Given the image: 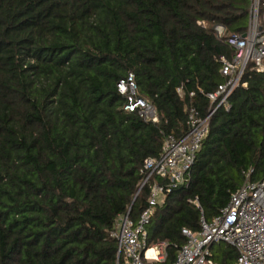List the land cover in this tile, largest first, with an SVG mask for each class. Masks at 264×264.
I'll list each match as a JSON object with an SVG mask.
<instances>
[{"label":"trees","instance_id":"obj_1","mask_svg":"<svg viewBox=\"0 0 264 264\" xmlns=\"http://www.w3.org/2000/svg\"><path fill=\"white\" fill-rule=\"evenodd\" d=\"M250 7L0 0V264H123L111 232L131 205L133 219L148 206L143 162L160 154L166 134L186 133V107L209 113L205 93L223 82L219 58L234 55L213 25L243 34ZM129 73L159 122L124 109L117 83ZM242 81L230 108L211 116L190 183L173 188L151 216L148 242L167 243L161 264L186 242L182 228L198 230L202 216H216L248 173L264 180V72L250 63ZM214 258L234 264L237 252L227 245Z\"/></svg>","mask_w":264,"mask_h":264},{"label":"built area","instance_id":"obj_2","mask_svg":"<svg viewBox=\"0 0 264 264\" xmlns=\"http://www.w3.org/2000/svg\"><path fill=\"white\" fill-rule=\"evenodd\" d=\"M199 23L207 26L204 21ZM213 29L219 39L234 49V55L219 58L223 82L214 91L201 90L210 100L209 113L202 115L194 105L186 107V133L182 136L166 134L160 154L144 160L140 169L144 178L139 190L149 184L148 206L137 219H133L129 211L119 215L111 232L118 241L117 256H123V264H161L165 261L167 243L148 242L147 226L156 206L164 203L173 188L190 183L192 167L209 133L210 118L219 107L228 110L233 91L240 85H247L242 77L248 65L252 63L256 71L264 72V0H251L245 33L226 35L222 24H214ZM117 87L125 96V110L137 111L146 121L159 122L160 114L155 105L139 96L133 73L122 78ZM177 91L183 95L181 87ZM182 234L186 242L170 264H219L211 247L222 242L236 249L234 264H264V180L252 181L248 173L216 216L209 221L202 216L200 229L183 227Z\"/></svg>","mask_w":264,"mask_h":264},{"label":"rangeland","instance_id":"obj_3","mask_svg":"<svg viewBox=\"0 0 264 264\" xmlns=\"http://www.w3.org/2000/svg\"><path fill=\"white\" fill-rule=\"evenodd\" d=\"M227 245H228V244H226V243H224V242H222V243H215V244L212 245L211 249H212L213 253H215V251H216L217 249L224 248V247H226Z\"/></svg>","mask_w":264,"mask_h":264},{"label":"water","instance_id":"obj_4","mask_svg":"<svg viewBox=\"0 0 264 264\" xmlns=\"http://www.w3.org/2000/svg\"><path fill=\"white\" fill-rule=\"evenodd\" d=\"M132 204H133V203H132ZM131 208H132V205H131V207H130L129 211L131 210Z\"/></svg>","mask_w":264,"mask_h":264}]
</instances>
